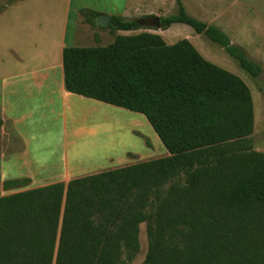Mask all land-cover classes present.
Wrapping results in <instances>:
<instances>
[{"label": "trees", "instance_id": "obj_1", "mask_svg": "<svg viewBox=\"0 0 264 264\" xmlns=\"http://www.w3.org/2000/svg\"><path fill=\"white\" fill-rule=\"evenodd\" d=\"M176 2L160 29L189 25L261 74L227 33ZM81 13L92 26L101 15ZM151 17L112 15V32L144 30L64 48L65 88L144 115L169 154L0 196V264H132L143 223L142 264H264V152L241 145L254 130L251 89L188 39L148 31L158 29Z\"/></svg>", "mask_w": 264, "mask_h": 264}, {"label": "rangeland", "instance_id": "obj_2", "mask_svg": "<svg viewBox=\"0 0 264 264\" xmlns=\"http://www.w3.org/2000/svg\"><path fill=\"white\" fill-rule=\"evenodd\" d=\"M14 1L16 0H1L0 10L3 11L4 5ZM76 1L83 4L97 0ZM98 1L105 10H112L108 6L109 0ZM151 1L142 2L145 5L142 7L144 13L148 12L146 5ZM121 2L122 0H117V5ZM182 2L189 14L227 33L233 44L241 47L250 59L262 66L261 74L252 77L221 46L209 40L204 34H197L189 25L173 24L166 30L160 28L151 30L160 34L167 44L188 39L206 59L236 74L248 85L254 104V130L241 145L243 147L250 145L252 149L264 152V0H182ZM128 10L129 13H125L126 17H123L128 20L147 16L142 13L141 17H138L135 9ZM149 10L152 11L149 15L153 17L148 19L147 26L153 25L152 19L155 17L176 13L178 5L176 0H157ZM82 16V26L84 25L91 35L88 40L79 41L78 47L106 46L113 42L117 35H132L144 30L142 28L137 31L112 32L108 27L90 25L86 22L87 17L83 14ZM73 27L74 20L71 29ZM96 30L99 33H96ZM82 112L83 109H79L72 118L70 116L66 147L60 144L61 142L57 144L55 140L53 145L47 143L43 150L38 151L47 158L45 161H51V165L33 167L39 173L37 180L51 182L53 179L63 178L64 175L76 178L168 155L167 149L144 115L105 103L94 104L93 107L86 106L84 114ZM8 133L12 134L10 129ZM53 136L55 137V134ZM53 155L54 157L57 155L56 158ZM2 168L13 172L16 167ZM146 226V223L141 224V247L132 264H142L145 258L148 247Z\"/></svg>", "mask_w": 264, "mask_h": 264}, {"label": "crops", "instance_id": "obj_3", "mask_svg": "<svg viewBox=\"0 0 264 264\" xmlns=\"http://www.w3.org/2000/svg\"><path fill=\"white\" fill-rule=\"evenodd\" d=\"M143 1L122 0L117 5V0H109L111 11L105 10L98 0L83 4L76 0H16L4 5L0 13V184L21 179L29 182L17 189L1 188L0 196L73 179L63 173V178L42 182L44 179L37 180L39 173L33 169L51 165L38 153L45 144L53 145L56 140L64 147L68 145L70 116L79 109L84 114L86 106L103 103L66 90L63 50L78 47L79 41L88 40L91 35L82 26V9L126 17L129 8L141 17L145 12ZM156 2L146 5L148 12L144 14H151L149 9ZM2 166L16 168L11 172Z\"/></svg>", "mask_w": 264, "mask_h": 264}, {"label": "water", "instance_id": "obj_4", "mask_svg": "<svg viewBox=\"0 0 264 264\" xmlns=\"http://www.w3.org/2000/svg\"><path fill=\"white\" fill-rule=\"evenodd\" d=\"M111 23V17L108 15H101L96 19V24L99 26L109 27ZM152 23L155 27H160L161 20L160 17H155L152 19Z\"/></svg>", "mask_w": 264, "mask_h": 264}, {"label": "bare ground", "instance_id": "obj_5", "mask_svg": "<svg viewBox=\"0 0 264 264\" xmlns=\"http://www.w3.org/2000/svg\"><path fill=\"white\" fill-rule=\"evenodd\" d=\"M57 150H59V149H57ZM57 152H58V151H57ZM59 152H60V151H59ZM54 154H55V153H54ZM59 154H60V153H59ZM59 154H58V155H59ZM56 156H57V155H56ZM56 156L54 157V155H53L54 158H56ZM60 156H61V154H60ZM51 169H52V168H51Z\"/></svg>", "mask_w": 264, "mask_h": 264}]
</instances>
